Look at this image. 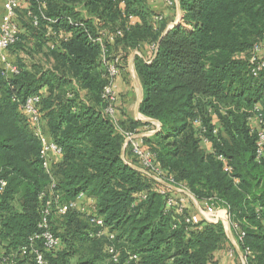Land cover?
Instances as JSON below:
<instances>
[{
    "label": "trees",
    "instance_id": "obj_1",
    "mask_svg": "<svg viewBox=\"0 0 264 264\" xmlns=\"http://www.w3.org/2000/svg\"><path fill=\"white\" fill-rule=\"evenodd\" d=\"M28 1L39 14L41 0ZM43 1L46 17L55 22L41 19L36 27L28 17L24 26H47L72 36L55 45L51 69L15 64L19 73L6 76L0 64V181L6 183L0 193V264L23 263L18 252L38 231L49 201L52 231L61 244L45 252L47 264H218V253L233 250L222 222L187 224L186 217L196 210L189 205L178 212L175 204L168 206L162 186L122 157L120 130L136 133L142 124L120 129L106 113L108 65L121 59L118 46L144 45L153 59L136 58L144 91L140 112L161 124L143 138L144 146L197 200L227 207L240 249L250 251L247 264H264V154L258 159L257 153L264 131V68L254 74L250 61L254 46L264 44V0H165L183 12L182 21L171 28L149 0ZM75 4L109 32L100 34L92 20L74 11ZM21 35L12 47L22 44ZM97 37L104 47L93 41ZM74 82L86 91V100ZM32 95L41 98L45 132L62 148L51 175L21 108ZM254 117L257 126L251 124ZM204 139L213 152L204 149ZM127 157L136 161L129 150ZM167 191L178 199L179 193ZM56 194L63 203L80 194L94 199L114 239L98 237L100 227L78 210L58 214ZM57 220L68 227L62 236ZM111 245L117 262L111 260Z\"/></svg>",
    "mask_w": 264,
    "mask_h": 264
},
{
    "label": "built area",
    "instance_id": "obj_2",
    "mask_svg": "<svg viewBox=\"0 0 264 264\" xmlns=\"http://www.w3.org/2000/svg\"><path fill=\"white\" fill-rule=\"evenodd\" d=\"M46 4L41 0L39 14L34 13L32 10H28L27 15L31 19L33 26H38L41 19L55 22L44 13ZM22 4L20 0H6L5 10L1 19L0 24V64L2 65L3 74L9 76L10 74L19 73L18 67L13 64L7 56V51L19 41L20 26H19V12L22 10ZM101 44L104 47V41L102 38L97 37L93 40ZM153 49L157 51V46H153ZM250 61L253 64V72L257 74L261 69L264 68V44H256L253 48ZM121 71V59L119 57L108 65V84L106 85L103 93V97L108 100L109 105L106 109V113L113 119L115 114V103L117 101V94L115 91V79ZM41 98L39 95H32L28 97L21 105L22 110L27 116L28 122L33 130V133L41 143V158L43 168L49 175L52 174V164L54 156H62V148L55 143L48 133L45 132L42 121V113L40 111ZM196 123H199L198 121ZM160 129V124L156 123L153 128L147 130L149 133L154 134ZM120 133L124 136L123 149L126 152L129 150L132 152L133 157L136 159L135 163L133 160H129L127 164L132 167H136L137 170L143 173L145 176L153 179L157 184L162 186L159 191L167 195V205H176L178 212H183L188 206L190 200L193 199V204L196 208V213L190 214L186 217L187 224H194L199 220H203L209 223L222 222L223 224L230 223V213L225 206H216L214 203L209 201L200 202L194 195L188 190L183 184H177L172 176H168L166 172L161 168L157 162L154 154L144 146L143 138L135 132L120 130ZM258 159L264 154V131L259 132L258 140ZM224 160L223 157H220ZM226 170H230L226 166ZM5 181H0V193L5 188ZM52 188L55 186L53 181L51 184ZM167 189L175 191L178 194V199L175 200L172 195L167 194ZM45 197L44 194L41 198ZM59 195L54 196V203L58 214L65 215L69 210H78L89 218V221L100 227L97 232L98 237L108 236L111 240L114 239V234L108 232L105 227L104 219L99 217L96 211L95 202H88V197L84 194H80L76 200H72L68 203H63L59 199ZM189 198V199H188ZM192 198V199H191ZM195 202L197 204H195ZM51 201L47 203L42 209V218L38 225V231L29 238V243L20 248L18 254L23 257L22 264H47L45 259V252L53 251L58 249L60 246V238L54 234L51 227L52 207L50 206ZM197 205V206H196ZM244 233L240 234V239ZM109 253L113 262L118 261V252L115 247L111 245L109 247ZM244 253V252H243ZM250 253L249 250L244 253L247 259V255ZM234 251H231V255ZM137 259V256H134ZM15 264V262H13Z\"/></svg>",
    "mask_w": 264,
    "mask_h": 264
},
{
    "label": "crops",
    "instance_id": "obj_3",
    "mask_svg": "<svg viewBox=\"0 0 264 264\" xmlns=\"http://www.w3.org/2000/svg\"><path fill=\"white\" fill-rule=\"evenodd\" d=\"M5 2L6 0H0V24L5 10ZM20 2L23 7L19 16V26L20 33L22 34L21 36H23V41L21 45L17 47L14 46L7 51L8 59L16 65L24 64L29 69H32L35 66H39L44 70L51 69L56 63L55 58L51 53L55 45H59L65 41H68L72 35L71 33L63 30L50 31L47 26L44 29H27V27L24 26V23L25 21H27V12L31 8V3L28 0H20ZM149 3L151 8L156 13H163L164 16L168 19L169 17H172V20L170 19L168 22V28H171L173 25L179 24L182 21L183 12L179 5H177L175 10L176 13L174 14L166 8L167 4L165 0H149ZM73 8L74 11L79 13L81 16L85 17L86 19L92 20L100 34L106 35L109 32L107 28L102 27V24L97 18L93 17L87 12L82 4H75ZM47 10L48 6H46V11ZM135 22H140V19H136ZM46 33H48L47 35L49 36L47 43L45 41L47 36ZM43 39L45 41L44 45L41 44V41H43ZM117 53L121 56V71L114 82L115 91L117 94L114 123L120 129L132 127L133 122L142 124L137 128V133H139L138 135L142 138L150 137L153 134L147 131L148 129L146 128L148 127L144 124L150 123L152 125H155L158 122L144 116L140 112V105L143 100L144 91L142 81L136 69L137 56L147 62H150L153 59L150 54V49L147 45H144L140 49L129 48L127 50L123 49L122 46H118ZM74 84L78 88V94L80 98L82 100H86V91L82 90L76 82H74ZM46 90L47 87H44L41 89V92L44 93L46 92ZM212 114L214 123L219 124V120L216 114L213 112ZM250 121L253 126L258 125L256 117L252 118ZM196 125H199V123H197ZM202 146L208 153L213 152L212 145L205 139L202 142ZM122 157L126 161V163L129 161L125 149L122 150ZM59 160L60 157L54 156L53 163H57L59 162ZM133 163L135 162L133 161ZM134 168L137 169L136 167ZM93 201L94 199H88V202L90 203H93ZM192 201L190 200L189 205L192 206L194 210H196L195 205L193 204L194 201ZM195 204L197 203L195 202ZM225 225L226 224H224V226ZM230 240L232 243L234 254L231 255L230 252L228 253V255L225 253H218L216 255L218 264H247V259L239 247L238 240L236 238H230Z\"/></svg>",
    "mask_w": 264,
    "mask_h": 264
},
{
    "label": "rangeland",
    "instance_id": "obj_4",
    "mask_svg": "<svg viewBox=\"0 0 264 264\" xmlns=\"http://www.w3.org/2000/svg\"><path fill=\"white\" fill-rule=\"evenodd\" d=\"M176 2H177V0H176ZM166 4H167L166 8L175 14L176 13L175 10H176V7L178 4L176 6H170V4H168V3H166ZM170 19L172 20V17H169V20ZM55 223H56V226L58 227L57 230L61 236L68 232V227L67 228L65 227L66 223L60 222L58 220ZM225 228H226V232H227V235L229 238H233V239L236 238L237 239V234L232 230L230 223H227L225 225Z\"/></svg>",
    "mask_w": 264,
    "mask_h": 264
},
{
    "label": "water",
    "instance_id": "obj_5",
    "mask_svg": "<svg viewBox=\"0 0 264 264\" xmlns=\"http://www.w3.org/2000/svg\"><path fill=\"white\" fill-rule=\"evenodd\" d=\"M173 27V26H172ZM158 122V121H157ZM159 124H160V122H158ZM160 126H161V124H160Z\"/></svg>",
    "mask_w": 264,
    "mask_h": 264
}]
</instances>
